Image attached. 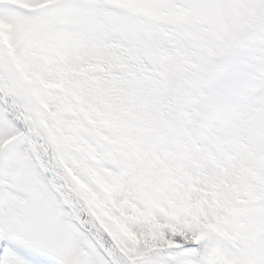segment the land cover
Returning <instances> with one entry per match:
<instances>
[{"label": "snow or ice", "instance_id": "snow-or-ice-1", "mask_svg": "<svg viewBox=\"0 0 264 264\" xmlns=\"http://www.w3.org/2000/svg\"><path fill=\"white\" fill-rule=\"evenodd\" d=\"M0 264H264V0H0Z\"/></svg>", "mask_w": 264, "mask_h": 264}]
</instances>
